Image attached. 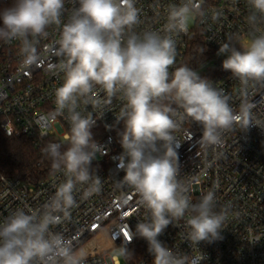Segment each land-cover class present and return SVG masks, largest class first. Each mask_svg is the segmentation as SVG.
<instances>
[{
  "label": "clouds",
  "instance_id": "clouds-1",
  "mask_svg": "<svg viewBox=\"0 0 264 264\" xmlns=\"http://www.w3.org/2000/svg\"><path fill=\"white\" fill-rule=\"evenodd\" d=\"M76 2L66 21V0H11L0 9V41L18 44L22 67L38 65L46 56L57 58L47 68L52 75L62 74V83L54 90L55 108L47 119L52 124L66 116L70 126L67 147L49 142L42 149L52 170L65 176L54 195L39 211L18 209L0 220V264H86L88 249L53 226L70 217L78 186H86L85 197L101 190L102 179L91 165L97 153H107L93 138L94 115L103 117V109L118 94L124 100L115 115L117 124H123L117 133L123 151L113 157L124 172L118 182L136 193L146 215L135 231L128 224L112 239L122 235L120 253L129 255L127 245L135 237L143 238L152 264H201L203 253L174 250L159 236L170 224L179 226L177 222L184 220L182 238L190 247L212 243L222 238L229 209H216L214 190L193 203L190 187L179 179L181 141L174 133L180 122L190 119L202 129L197 144L208 148L221 145L225 131L264 129L247 94L249 85L264 86V0H247V44L237 47L229 39L217 52L225 57L222 68L244 86L238 109L229 93L198 71L184 65L170 72L177 54L174 35L187 32L191 19L205 15L203 0L170 5L162 31L139 33L134 31L139 23L136 0ZM50 29L58 38L41 50L40 41L48 39ZM82 105H90L94 112L83 114Z\"/></svg>",
  "mask_w": 264,
  "mask_h": 264
},
{
  "label": "built area",
  "instance_id": "built-area-1",
  "mask_svg": "<svg viewBox=\"0 0 264 264\" xmlns=\"http://www.w3.org/2000/svg\"><path fill=\"white\" fill-rule=\"evenodd\" d=\"M179 3L180 0H136L139 23L134 31H162L169 6ZM76 6V0H66L65 21ZM202 8L203 17L191 19L187 32L174 35L177 54L170 72L184 65L198 71L202 77L213 81L215 87L229 93L233 107L238 109L244 86L222 68L225 57L217 52L220 44L229 39L237 47L247 44L249 5L247 0H203ZM49 32L48 39L40 41L41 50L58 38L55 29ZM197 37H203L207 55L190 65L189 50ZM55 62L57 58L46 56L38 65L22 67L18 44L0 41V130L4 134L28 137L37 146L47 140H66L70 127L66 116L57 117L52 124L47 119L55 108L54 90L62 83V74L52 75L48 71L47 65ZM247 94L249 101L256 105L253 109L256 119L264 122V86L249 85ZM99 95L104 97L103 92ZM123 103L118 94L103 109V117L94 115L97 122L93 128L99 127L103 133L97 143L107 153H97L91 165L94 174L102 179L101 190L85 197L86 186H78L77 203L70 217L53 226L54 231L75 237L78 247L88 249L86 264H152L153 261L147 241L139 237L127 245L129 255H115L120 252L124 238L120 235L113 241V234L125 231L128 224L135 231L136 224L146 215L136 193L118 182L124 172L117 168L118 160L113 159L123 151L117 135L122 123L117 124L115 118ZM172 106L180 111L176 105ZM81 110L85 115L94 112L90 105H82ZM174 135L181 141L177 149L179 179L190 187L193 203L207 191L214 190L216 209L227 206L228 219L221 239L200 242L195 248L182 238L184 220L177 222L179 226L170 224L159 239L188 255L203 253L206 258L201 264H264V129L252 126L247 131L239 128L225 131L221 145L208 148L197 144L202 129L190 119L180 122ZM64 179L62 172H55L49 179L34 183L0 172V220L18 209L41 210Z\"/></svg>",
  "mask_w": 264,
  "mask_h": 264
},
{
  "label": "trees",
  "instance_id": "trees-1",
  "mask_svg": "<svg viewBox=\"0 0 264 264\" xmlns=\"http://www.w3.org/2000/svg\"><path fill=\"white\" fill-rule=\"evenodd\" d=\"M0 0V9L8 6ZM207 48L203 37H197L190 46L188 62L190 65L197 64L206 57ZM123 124L119 130H122ZM93 138L99 142L102 138V129H92ZM49 142L62 143L67 147L66 140H47L40 146L35 145L28 137L7 136L0 130V172L10 178L37 183L49 179L55 171L51 167V159L42 151Z\"/></svg>",
  "mask_w": 264,
  "mask_h": 264
},
{
  "label": "rangeland",
  "instance_id": "rangeland-1",
  "mask_svg": "<svg viewBox=\"0 0 264 264\" xmlns=\"http://www.w3.org/2000/svg\"><path fill=\"white\" fill-rule=\"evenodd\" d=\"M191 21H189V25L191 26ZM115 255H119L120 257H122L121 253L120 252H115Z\"/></svg>",
  "mask_w": 264,
  "mask_h": 264
}]
</instances>
